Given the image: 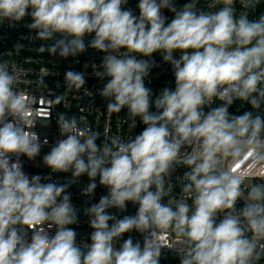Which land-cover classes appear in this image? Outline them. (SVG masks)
<instances>
[{"label": "clouds", "instance_id": "clouds-1", "mask_svg": "<svg viewBox=\"0 0 264 264\" xmlns=\"http://www.w3.org/2000/svg\"><path fill=\"white\" fill-rule=\"evenodd\" d=\"M239 2L248 9L260 0ZM127 3L0 0V19L15 26L30 17L26 27L35 30V39L54 41L41 45L39 53L68 58L89 47L104 53L93 67L96 77L108 78L100 91L107 113L127 108L124 122L130 129L137 117L145 125L134 137L104 134L101 146L100 132L59 114L62 138L43 163L55 173L71 172V179L57 184L42 183L40 175L29 178L19 158L35 159L48 144L45 139L42 145L32 129L38 121L46 126L50 113L29 120L37 100L19 87L22 69L0 61V264H160L164 248L174 250L180 264H259L264 259V117L251 111L230 115L229 107L236 100L257 110L264 104V15L257 21L246 12L237 16L236 0H211L209 8L217 11L198 10V0L180 8L174 0H139V16L124 8ZM162 9L174 13L170 22ZM93 33L86 45L85 36ZM15 47L19 52L21 46ZM156 52L172 65L175 88L165 87L153 101L144 83L153 63L138 57ZM85 83L84 73H65L68 91ZM215 100L222 103L212 108ZM62 101L58 96L49 102ZM153 104L156 112H150ZM185 146L191 151L182 152ZM177 166L188 169L177 178L178 196L171 183ZM82 175L89 178L82 195L94 194L97 177L108 194L85 209L91 243L78 245L69 227L78 223V212L67 189ZM249 179L261 182L245 185ZM240 200L244 206L237 209ZM127 202L138 205L134 216L117 219L108 213L125 211ZM133 230L143 234V245L129 237L117 248L123 234ZM166 232L174 243L162 238Z\"/></svg>", "mask_w": 264, "mask_h": 264}, {"label": "built area", "instance_id": "built-area-1", "mask_svg": "<svg viewBox=\"0 0 264 264\" xmlns=\"http://www.w3.org/2000/svg\"><path fill=\"white\" fill-rule=\"evenodd\" d=\"M190 0H174L177 8L182 7ZM211 0H198L197 9L203 11H217L216 9L209 8ZM139 0H128V3L124 5V8L131 9L133 13L139 16L138 8ZM237 16L241 12H246L250 21L259 20L261 15H264V0H260V3L255 8H243L239 0H236L234 5ZM162 14L168 18V22L174 18V13L169 12L167 9H162ZM31 22L30 17H25L22 21L16 22L15 26H10V22L0 19V61L7 60L12 64H16L22 69L20 77L19 87L30 96L37 100V103L33 105L35 110L29 113V120L32 117H47L50 113L46 126L41 122H37L32 131H35L43 145L45 139L48 140L47 145H43L40 154L35 159H28L26 156H21L20 162L22 163L23 171L31 178L33 175H40L42 177V183L53 182L57 184L68 183L71 179V172L68 173H55L43 163V157L46 155L55 141L60 137L59 127L57 119L59 114H65L68 117L75 116L80 122L82 127H91L93 131L101 133L100 138L97 140V144L101 145L104 141V134L108 135H120L124 138L129 136L134 137L141 133L145 127L139 117L136 118V127L130 129L128 123H125L128 119V109L124 108L120 113H107L108 101L100 95V91L104 84L107 83L108 78L101 80L94 75L95 66H99L102 63L104 53L99 52L92 48L87 50L76 57L61 58L58 54L52 55L48 52L39 53L37 49L41 45L48 46L54 41H43L35 39V30H29L26 27L27 23ZM94 33L86 35L84 40L86 45L93 39ZM60 38L59 34L57 37ZM16 45H20L19 52L16 51ZM179 51L174 53L176 58H179ZM143 59H150L153 63L150 69L149 76L145 78V86L152 90L154 101L156 95H158L165 87L169 89L175 88V76L174 70L170 63L165 62L161 53H153L149 57H138ZM76 71L84 73L86 83L82 89L76 91H68L65 86V73L67 71ZM84 89H87L91 95H86ZM62 96L64 101L60 104H52L50 100H55L56 97ZM43 103H40V100ZM222 102L215 100L211 105L212 108L219 106ZM210 109L205 107L204 111L207 112ZM154 104L150 107V112H156ZM251 111L254 115H261L264 117V104H261L259 110L253 109L251 104L246 101L236 100L229 107L230 115H242L244 112ZM182 152H190V147H183ZM13 160L16 158L13 157ZM188 169L184 166H177L171 177V183L173 184V195L178 196L180 194V186L177 178L181 177ZM259 180H246L245 185L251 183H259ZM89 183L87 175H82L77 181L69 186L68 193L71 194V203L77 209L78 223L69 225L77 233L76 242L78 245L84 243H91V233L93 229L90 227V217L86 215L85 209L92 204L98 203L102 196L108 194V189L99 185V178L97 177V188L92 196L82 195L84 187ZM167 197L164 198V202H167ZM189 204L192 201L189 199ZM244 206V201L237 202L236 207L240 209ZM138 210V205L132 202H127L126 210L120 211L116 208L108 209L109 214H113L117 219H122L124 216H134ZM223 218V213L218 214L217 222ZM112 221H109L111 225ZM55 229L51 232L54 234ZM31 231H29V238ZM132 238L133 242H140L143 245V234L133 230L131 232L123 234V236L117 241L116 247L124 242V240ZM166 242L174 243L175 240L167 232L162 237ZM160 264H180V257L174 251L168 248L162 249V255L160 258ZM259 264H264L262 259Z\"/></svg>", "mask_w": 264, "mask_h": 264}]
</instances>
